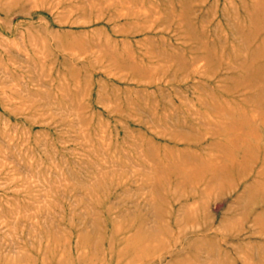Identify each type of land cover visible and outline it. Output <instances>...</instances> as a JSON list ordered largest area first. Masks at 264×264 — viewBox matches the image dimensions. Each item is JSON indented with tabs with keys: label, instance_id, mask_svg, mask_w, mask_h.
<instances>
[{
	"label": "rangeland",
	"instance_id": "rangeland-1",
	"mask_svg": "<svg viewBox=\"0 0 264 264\" xmlns=\"http://www.w3.org/2000/svg\"><path fill=\"white\" fill-rule=\"evenodd\" d=\"M0 264H264V0H0Z\"/></svg>",
	"mask_w": 264,
	"mask_h": 264
}]
</instances>
